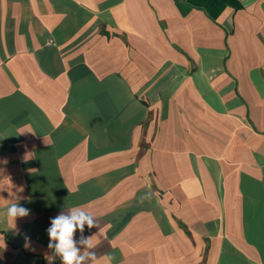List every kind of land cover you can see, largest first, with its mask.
Segmentation results:
<instances>
[{
  "label": "crops",
  "instance_id": "0c3cea01",
  "mask_svg": "<svg viewBox=\"0 0 264 264\" xmlns=\"http://www.w3.org/2000/svg\"><path fill=\"white\" fill-rule=\"evenodd\" d=\"M73 211L96 264H264V0H0V264Z\"/></svg>",
  "mask_w": 264,
  "mask_h": 264
},
{
  "label": "clouds",
  "instance_id": "9594fccd",
  "mask_svg": "<svg viewBox=\"0 0 264 264\" xmlns=\"http://www.w3.org/2000/svg\"><path fill=\"white\" fill-rule=\"evenodd\" d=\"M29 212L30 209L18 204H12L8 207L6 215L9 219L15 221L17 218L26 217ZM51 223L52 227L48 230L49 237L57 243L55 245L50 243L49 248L55 247V253L61 258L62 264H84L85 259H92L94 264H96L95 253L80 255L79 249H77L73 240L74 232L77 228L83 232L85 224H87L89 229L97 226L92 214L73 211L70 216L61 214L58 218L52 220ZM25 239L27 240L29 237L25 236ZM80 243L87 248L94 247L91 237H82Z\"/></svg>",
  "mask_w": 264,
  "mask_h": 264
}]
</instances>
